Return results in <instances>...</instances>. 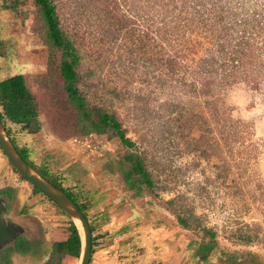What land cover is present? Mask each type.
<instances>
[{"label": "rangeland", "instance_id": "rangeland-1", "mask_svg": "<svg viewBox=\"0 0 264 264\" xmlns=\"http://www.w3.org/2000/svg\"><path fill=\"white\" fill-rule=\"evenodd\" d=\"M51 1L61 29L81 58L76 87L89 106L116 115L154 183L139 195L126 185V165L118 163L129 149L111 128L102 134L81 133L60 74L61 51L48 38L34 0H0V81L24 76L41 123L36 134L6 127L37 169L77 195L93 229L94 252L106 250L111 235L118 233L113 229L117 223L112 227L102 218L94 222L112 207L103 200L119 195L142 215L155 212L158 227L179 228L189 250L208 239L203 238L206 228L215 232V251L224 258L246 257L264 264V82L258 88L230 86L217 95L213 109L180 89L161 90L153 67L144 65L137 43L129 42V28L116 39L110 34L116 30L114 18L130 20L140 13L139 0ZM252 3L264 8V0ZM61 212L69 225V217ZM178 216L188 220V229ZM15 236L0 227V264L47 263L51 244L28 239L23 249L17 248ZM63 264H79V259Z\"/></svg>", "mask_w": 264, "mask_h": 264}, {"label": "trees", "instance_id": "trees-1", "mask_svg": "<svg viewBox=\"0 0 264 264\" xmlns=\"http://www.w3.org/2000/svg\"><path fill=\"white\" fill-rule=\"evenodd\" d=\"M139 1L140 13L135 11L130 20L114 18L116 30L110 34L111 38L116 39L118 32L129 28L126 30L129 42L133 46L137 43L136 50L141 60L148 69L153 67L155 85L161 90L180 89L185 96L203 100L205 105L212 108L217 95L230 86L246 83L258 88L264 82V8L255 7L252 0ZM34 2L47 28L48 38L61 51L60 74L68 100L81 124V133L102 134L111 128L121 144L129 149L118 163L120 167H123V162L126 165L122 173L126 185L134 189L136 195L141 194L144 188L152 189L154 183L144 159L132 150L134 143L126 137L116 115L89 106L76 87L81 82L78 72L81 58L74 43L60 27L56 6L51 0ZM133 49L130 48L131 52ZM0 121L22 159L44 180L65 193L88 221L77 195L64 189L57 178L37 169L30 162L27 150L19 148L10 137L7 124L19 126L28 134H36L41 129L37 102L23 75L0 81ZM12 170L26 181L13 167ZM32 190L40 193L34 187ZM178 222L186 229L190 226L186 218L178 216ZM90 229L92 234L91 225ZM68 231V238L64 242L51 244L46 264H60L66 255L79 258L80 237L71 221ZM202 231L203 238L208 239L198 243L194 256L205 260L216 249L217 241L214 231L206 228ZM244 240L251 241V237L245 236ZM13 244L23 249L27 241L22 236H15ZM93 253L92 245L91 255ZM226 259L236 260L230 255Z\"/></svg>", "mask_w": 264, "mask_h": 264}, {"label": "crops", "instance_id": "crops-1", "mask_svg": "<svg viewBox=\"0 0 264 264\" xmlns=\"http://www.w3.org/2000/svg\"><path fill=\"white\" fill-rule=\"evenodd\" d=\"M17 177L0 152V227L8 235L22 236L26 240L47 244L64 242L69 235L64 214ZM100 197H103L102 193ZM102 203L112 207L108 214L103 212L96 216L94 224L101 218L110 221L112 227L117 223L113 229L118 233L111 235L112 243L106 250L91 255L89 264H256L246 257L229 261L215 249L205 260H200L194 256L196 249L189 250V240L179 228L165 230L158 227L160 221L155 212L142 215L135 211L136 207L132 209L129 199L126 201L119 195H111ZM120 221L125 224L120 226ZM72 259L79 258L66 255L62 264Z\"/></svg>", "mask_w": 264, "mask_h": 264}, {"label": "water", "instance_id": "water-1", "mask_svg": "<svg viewBox=\"0 0 264 264\" xmlns=\"http://www.w3.org/2000/svg\"><path fill=\"white\" fill-rule=\"evenodd\" d=\"M0 150L9 164L35 189L59 207L76 227L80 237L81 249L79 264H89L92 251V234L89 222L78 206L62 191L44 180L19 155L7 136L0 121ZM79 222V223H78ZM257 264V263H256Z\"/></svg>", "mask_w": 264, "mask_h": 264}, {"label": "bare ground", "instance_id": "bare-ground-1", "mask_svg": "<svg viewBox=\"0 0 264 264\" xmlns=\"http://www.w3.org/2000/svg\"><path fill=\"white\" fill-rule=\"evenodd\" d=\"M79 223V222H78Z\"/></svg>", "mask_w": 264, "mask_h": 264}]
</instances>
